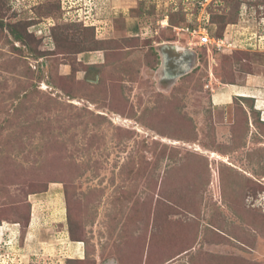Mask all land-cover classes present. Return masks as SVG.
<instances>
[{"label":"rangeland","instance_id":"1","mask_svg":"<svg viewBox=\"0 0 264 264\" xmlns=\"http://www.w3.org/2000/svg\"><path fill=\"white\" fill-rule=\"evenodd\" d=\"M0 264H264V0H0Z\"/></svg>","mask_w":264,"mask_h":264},{"label":"built area","instance_id":"2","mask_svg":"<svg viewBox=\"0 0 264 264\" xmlns=\"http://www.w3.org/2000/svg\"><path fill=\"white\" fill-rule=\"evenodd\" d=\"M202 19L209 23V16L198 18V21ZM182 30H185L192 38L196 39V44L202 46H210L213 45L220 49V47L224 46V40L221 38H214L211 36L210 31L207 27L201 25H193L192 27L189 25H185Z\"/></svg>","mask_w":264,"mask_h":264},{"label":"crops","instance_id":"3","mask_svg":"<svg viewBox=\"0 0 264 264\" xmlns=\"http://www.w3.org/2000/svg\"><path fill=\"white\" fill-rule=\"evenodd\" d=\"M127 18V21H128V24L129 23H132V25H130V29H132V31H130V32H128V30L126 31V33L127 34H130V35H138V33H139V31H140V27H139V25L137 24V20L136 19H133V17H131V16H129L128 15V17H126ZM198 18H201L200 16H196V19H197V21H198ZM132 21V22H131ZM196 44V43H195ZM157 45H160V44H157ZM162 48L164 47V46H161ZM166 47V46H165ZM169 47H174L175 49H176V51H179V52H186V51H188V49L187 48H185V47H183V46H179V47H176V45H173V46H167V48H169ZM164 49V48H163ZM162 49V50H163ZM167 57L166 56H164V61H165V59H166ZM164 66H165V63H164ZM25 247V249H26V246H24ZM45 247V246H44ZM34 248V247H33ZM79 249V248H78ZM34 250H36V251H38V252H40V253H42L44 250V255L46 254V251H48L46 248H44L43 249V246H36V249L34 248ZM80 250V249H79Z\"/></svg>","mask_w":264,"mask_h":264},{"label":"trees","instance_id":"4","mask_svg":"<svg viewBox=\"0 0 264 264\" xmlns=\"http://www.w3.org/2000/svg\"><path fill=\"white\" fill-rule=\"evenodd\" d=\"M210 18V20H209V22H211V23H214L215 24V22H214V20H213V18L212 17H209ZM187 25H189V26H193V24L192 23H190V24H187ZM18 39H20L19 37H18Z\"/></svg>","mask_w":264,"mask_h":264}]
</instances>
